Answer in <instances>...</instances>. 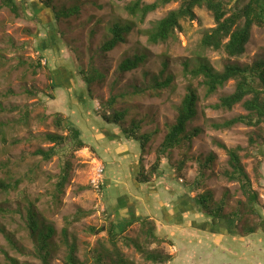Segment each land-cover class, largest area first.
<instances>
[{
    "label": "rangeland",
    "instance_id": "374dc122",
    "mask_svg": "<svg viewBox=\"0 0 264 264\" xmlns=\"http://www.w3.org/2000/svg\"><path fill=\"white\" fill-rule=\"evenodd\" d=\"M134 1L51 0L57 11L79 7L78 16L55 21L52 11L39 0H12L18 6V15L0 0V183L21 181L15 191L0 193V264H9V259L18 264H41L26 227V210L30 206L41 221L55 230L49 264H64L70 244L76 246V257L82 264H96L95 253L107 255L105 250L110 247L105 232L95 235L88 229L107 225L104 212L109 208L121 214L123 209H117L120 198L133 205L135 215L155 221L156 234L168 242L160 247L174 257L172 264H208L211 255L227 264L229 260L224 256L233 249L242 252L241 256L230 253L234 259L264 264V234L259 233L255 239L242 237L238 232L242 223L236 229V236L224 237L215 243L212 240L192 243L189 241L192 238L188 239L192 222L202 223L206 217L197 207H193V212L185 211L186 206H193L187 198L194 199L197 194L210 191L215 202L225 200V214L244 200L239 186L225 177V172L230 170L228 157L218 144L227 149L243 148L239 154L242 167L252 189L258 193L260 204V215L251 223L259 225L264 220V147H248L252 128L242 125L223 131L211 128V124L246 114L240 105L230 111L210 108L233 92V81L207 97L200 86L201 79L193 80L183 74L185 63L194 68L198 61L205 60L221 71L229 63L249 65L256 59H264V28L252 27L244 55L228 58L222 52L200 48L202 35L215 25L209 12L195 8L193 21H180V28L172 38L153 45L148 42L150 30L169 11L177 9L182 0L159 7L143 22L125 11ZM155 1L143 0V3ZM113 24H133L134 28L126 43L101 55L99 48L109 38L108 29ZM51 32L54 34L48 46L44 41L50 40ZM38 56L42 57L40 63L45 67L34 70ZM134 56H144L143 65L134 71L119 73L118 65ZM92 69L102 73L104 80L93 83L88 90L80 71L90 74ZM167 78L172 80L168 88L152 89ZM53 83L57 88L50 90L48 86ZM187 87L196 90L198 102L196 117L187 124L186 133L196 128L200 133L190 143L184 142L167 153L158 175L141 185L136 180L140 164L145 170L153 164L155 152L176 119V109ZM137 91L141 92L136 95ZM111 96H117L114 109L127 112L124 127L136 121L140 123L141 133L151 134L142 158L136 143L128 142L117 127L105 125L100 119V104ZM56 114L81 130L86 145L71 158L69 182L57 198L54 187L60 169L59 158L44 162L33 155L37 149L53 146L46 141L47 134L66 135L54 124L59 116ZM107 134L117 138L107 139ZM210 155L214 158L205 167ZM99 163L103 168V189L96 191L90 186V178L93 167ZM200 172L204 174L201 187L190 191ZM158 205L168 210L166 216ZM78 210L91 211V214L67 226L66 219ZM65 228L66 238L62 235ZM138 230L139 225L134 224L125 236L134 239ZM218 243L219 249L211 253ZM118 247L133 264H151L133 246L119 243ZM154 248L155 245L149 247Z\"/></svg>",
    "mask_w": 264,
    "mask_h": 264
},
{
    "label": "trees",
    "instance_id": "16d2710c",
    "mask_svg": "<svg viewBox=\"0 0 264 264\" xmlns=\"http://www.w3.org/2000/svg\"><path fill=\"white\" fill-rule=\"evenodd\" d=\"M2 1L4 7L8 8L13 14L18 15V6L13 4L12 0ZM39 1L47 9L52 11L55 21L67 20L79 14L78 6L57 11L52 6L51 0ZM177 1L179 0H156L153 3L146 4L143 3V0H136L127 5L125 11L130 16H137L143 22L148 14L155 12L159 7ZM195 8H204L209 12L215 25L202 35L199 43L200 48L214 52H222L228 58L236 59L244 55L246 46L250 40L252 27L264 28V0H182L177 9L169 11L154 24V27L148 34V42L153 45L167 42L174 36L175 31L180 28V21H193L195 19ZM133 28V24H113L108 29L109 38L102 43L98 52L101 55H105L106 53L112 52L118 45L126 43V38ZM53 34L54 32L49 34L50 40H47L48 42L44 41V44L49 46ZM47 45L46 47H48ZM40 50L42 51L43 49ZM41 59L42 57L38 56L34 70L44 69L45 66H42L40 63ZM144 61V56H134L133 58L125 59L118 65V71L122 74L134 71L143 65ZM183 74L193 80L201 79L200 86L203 87L205 96L207 97L214 94L228 82L233 81L235 83L233 92L221 97L219 102L210 108L212 110L230 111L235 106L240 105L246 114L238 115L222 123L211 124V128L215 131L229 130L236 125L252 128L254 131L248 138V147L256 148L258 146L260 149L264 147V59H256L249 65L229 63L224 65L221 71H216L205 60L198 61V64L194 68H189L187 63H185L183 65ZM80 75L88 90H90L93 83H100L104 80L103 74L99 73L96 69H92L90 74H85L84 71H80ZM49 79L50 81L52 80L51 77ZM171 81L170 78H167L162 82H157L152 86V89L154 91H160L168 88ZM56 86L53 83L48 88L54 90L57 88ZM140 92L137 91L135 94L137 95ZM116 101L117 96H111L106 102H101L100 119L105 125L117 127L125 140L136 143L141 155L145 152L146 146L151 139V134L141 133L140 123L136 121H132L128 127H124V119L127 112L125 110H115L114 106ZM197 102L198 95L196 90L192 87H187L180 105L176 109V119L168 128L167 133L155 152L153 164L149 170L144 169L142 162L140 164V170L136 179L139 184L144 185L149 183L152 176L156 177L158 175L161 162L166 158L167 153L181 147L184 142L190 143L200 133V130L197 128L190 134L186 133L187 124L196 117ZM54 124L57 128H62L66 132V135L47 134L45 139L53 146L46 150L37 149L33 152V155L40 157L44 162H49L54 157L59 158L60 169L54 187V197L57 198L63 194L64 188L69 182L71 158L75 152L86 148V145L83 141L81 130L69 120H62L59 115L56 116ZM256 132L260 133L256 134ZM107 136V139L117 138L111 134H107ZM218 146L226 152L228 157L227 164L230 170L225 172V177L229 182L236 183L239 186L244 200L238 201L235 209L229 214H225V200L221 199L215 202L210 191L197 194L194 199L187 198L193 206H186L187 210L185 211L193 212V207H197L198 212L206 217L204 222L199 224L192 222L191 227H189L191 236H188V239L191 237L192 239H189V241L192 240V243L195 241H202V243L208 242V238H199L195 236V233L203 232L224 236H236V229L239 228L238 225L240 223L242 225L238 232L241 233L242 237H252L255 239L259 236V233L264 234V220L259 225L251 223L253 218H258L260 215L258 210L260 204L258 201V193L252 189L250 179L242 167L239 154L243 151V148L235 147L227 149L221 144H218ZM259 153L261 154L262 152ZM213 158L212 155L208 156L205 167H207ZM181 166L182 164H180L178 170H180ZM254 171L257 173L258 168H255ZM203 178L204 174L200 172L189 187L190 191H197L201 187ZM20 183V180H16L12 184L1 182L0 193H5L10 190L15 191ZM100 188L103 189V185H100ZM118 202L120 203L121 209H123L121 210V214L115 213L114 210L110 211L109 208L108 211L104 212L107 225L98 229H88L90 233L95 235L105 232L107 235L106 241L110 247L108 250H105L107 255L98 252L95 253V263L133 264L126 259L124 253L119 249L118 244L121 243L125 247L133 246L139 254L143 255V258L148 263L172 264L174 257L165 254L160 247L162 244L168 242L165 238L159 237L156 234L155 221L147 216L129 214L128 208L132 210V205L129 202L126 204L125 198H120ZM90 214L91 211L78 210L71 218L66 219L65 223L69 226L88 217ZM112 216H115V221ZM134 224L139 225V230L136 238L130 239L125 234ZM26 227L34 243L36 256L41 261V264H49L51 260V242L55 230L51 225L41 221L31 206L26 210ZM62 235L66 238V228L62 230ZM213 243L215 242L213 241ZM152 245H155V248L149 249ZM67 247L64 264H82L76 257V246L70 244ZM217 249H219V246H217ZM214 251H216L215 248L211 250V253ZM229 251L231 254L242 255V252L238 249ZM229 254L224 256L226 257L225 259H234L230 258ZM9 264H18V262L14 259H9Z\"/></svg>",
    "mask_w": 264,
    "mask_h": 264
},
{
    "label": "crops",
    "instance_id": "0c3cea01",
    "mask_svg": "<svg viewBox=\"0 0 264 264\" xmlns=\"http://www.w3.org/2000/svg\"><path fill=\"white\" fill-rule=\"evenodd\" d=\"M128 202L126 201V204H127ZM117 205H118V208L117 209H120L121 207H120V203L117 201ZM160 205H161V203H160ZM158 207H159V205H158ZM163 209V211H165L164 210V207H159L158 209ZM174 208V207H173ZM176 209L178 208V206H176L175 207ZM128 213L130 214H132V215H135V208L133 207V205H132V210H130L129 208H128ZM136 211H137V209H136ZM159 211V210H158ZM168 210H166L165 211V213H164V216H166L167 215V212ZM135 216H138V215H135ZM162 216H163V214H162ZM180 219V218H179ZM181 221H182V218L180 219ZM177 224V223H176ZM200 232V231H199ZM194 235V234H193ZM195 236H198L199 238L200 237H206V238H208V240H212V242L214 241L213 239H216L214 242H216V241H219L220 239H222V238H224V237H226V238H230V237H233V236H224V235H217V234H214V233H195ZM217 246H220V243H218V244H216ZM217 246H215L214 248H217ZM122 250V249H121ZM225 255H227V254H225ZM229 257L230 258H232L231 256H230V254H229ZM210 259V260H209ZM209 263L208 264H226V263H223V262H218L219 260H217L216 259V256H210L209 257ZM227 264H248L247 262H244L243 263V261L241 260V258L240 259H230L229 261H228V263Z\"/></svg>",
    "mask_w": 264,
    "mask_h": 264
},
{
    "label": "built area",
    "instance_id": "2783aa9c",
    "mask_svg": "<svg viewBox=\"0 0 264 264\" xmlns=\"http://www.w3.org/2000/svg\"><path fill=\"white\" fill-rule=\"evenodd\" d=\"M102 174H103V168L101 163L95 165L92 169V176L90 178V186L96 190H100V185H102Z\"/></svg>",
    "mask_w": 264,
    "mask_h": 264
}]
</instances>
